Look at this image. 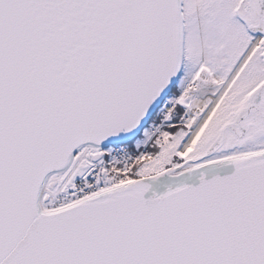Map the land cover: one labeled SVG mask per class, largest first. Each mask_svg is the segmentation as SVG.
I'll list each match as a JSON object with an SVG mask.
<instances>
[{"label":"snow or ice","instance_id":"snow-or-ice-1","mask_svg":"<svg viewBox=\"0 0 264 264\" xmlns=\"http://www.w3.org/2000/svg\"><path fill=\"white\" fill-rule=\"evenodd\" d=\"M0 264H264V0H0Z\"/></svg>","mask_w":264,"mask_h":264}]
</instances>
